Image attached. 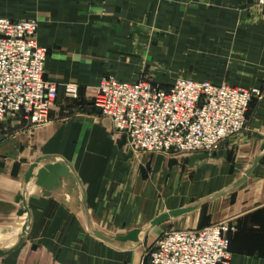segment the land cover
<instances>
[{
    "label": "crops",
    "instance_id": "0c3cea01",
    "mask_svg": "<svg viewBox=\"0 0 264 264\" xmlns=\"http://www.w3.org/2000/svg\"><path fill=\"white\" fill-rule=\"evenodd\" d=\"M0 16L36 18L48 120L0 123V264H140L173 228L231 221L230 264H264V16L255 0H0ZM161 87L190 76L258 87L246 126L211 152H135L91 102L100 78ZM74 83L79 99L66 96ZM66 160L74 187L44 194L25 174L37 157ZM22 192L26 211L18 214ZM192 207L151 224L162 212ZM140 228L137 241L96 236ZM23 229H25L23 231Z\"/></svg>",
    "mask_w": 264,
    "mask_h": 264
},
{
    "label": "built area",
    "instance_id": "2783aa9c",
    "mask_svg": "<svg viewBox=\"0 0 264 264\" xmlns=\"http://www.w3.org/2000/svg\"><path fill=\"white\" fill-rule=\"evenodd\" d=\"M263 9L264 0H255ZM36 18L0 16V119L18 117L30 125L48 120L58 94L57 84L44 78L46 47L37 44ZM67 95L77 86L66 83ZM258 87L220 84L183 76L164 88L137 77L120 79L104 74L98 83L95 105L117 131L124 132L135 152H188L212 149L240 132ZM229 221L194 228H173L160 233L145 251L140 264H230Z\"/></svg>",
    "mask_w": 264,
    "mask_h": 264
},
{
    "label": "water",
    "instance_id": "95a60500",
    "mask_svg": "<svg viewBox=\"0 0 264 264\" xmlns=\"http://www.w3.org/2000/svg\"><path fill=\"white\" fill-rule=\"evenodd\" d=\"M45 158H47L46 155L41 156V157H37L36 160L30 164V166L28 167V170L25 174V179L28 181L30 179V177L33 176L32 182L35 185L40 186L43 189L44 194H48L50 191L61 187L62 186V180H68L67 188L74 187V183H73L74 177L72 175V172L70 171L69 163L66 160L61 159V160H57V161H46V162L42 163L36 169L35 173H33V171L37 167L38 163L40 161H42V159H45ZM15 200L21 202L17 213L21 214V213L25 212L27 210L26 209V201H25V198H24V195L22 194V192H18L15 195ZM191 208L192 207H180V208L171 209V210L166 211V212H162L159 215H157L156 217H154V219L151 220V224L153 225V224L163 220L164 218L168 217L169 215H178V214L183 213V212H185ZM24 230L25 229H23V231ZM92 231L96 236H98L102 239H105L107 241L124 242L126 240L137 241L139 238V232L141 231V229L140 228H132L124 234H117V235L105 234V233H103L97 229H93ZM23 239H24V236L22 234L18 238V241L12 247H10L8 249H0V255H3L5 253L9 252L10 250L16 248L21 243V241Z\"/></svg>",
    "mask_w": 264,
    "mask_h": 264
},
{
    "label": "rangeland",
    "instance_id": "374dc122",
    "mask_svg": "<svg viewBox=\"0 0 264 264\" xmlns=\"http://www.w3.org/2000/svg\"><path fill=\"white\" fill-rule=\"evenodd\" d=\"M66 96H68V97H71V98H73V99H79V93H78V91H77V95L74 97V96H71V95H67L66 94ZM91 102H93L94 103V105H95V97H94V99L91 101ZM18 119H20V118H18V117H5V118H2V119H0V123L2 124V123H7V122H9V121H12V120H18ZM13 122V121H12ZM228 138V137H227ZM226 139V138H225ZM221 143V142H220ZM216 148V147H215ZM215 148H212L213 150L215 149ZM212 149H204V150H202V151H204V152H211V150ZM148 152H150V153H152V154H154V155H157V154H159L160 152H164V151H148ZM169 152V151H168ZM170 152H173V153H181V152H175V151H170ZM142 153V152H141ZM230 223H232L233 225H235L233 222H231V221H229ZM234 229H235V226H234ZM233 229V230H234ZM233 230H231V231H233ZM159 235V234H158ZM158 235H156L155 237H154V240L157 238V236ZM229 237V236H228ZM154 242V241H153ZM153 244V243H152ZM151 244V245H152ZM150 245V246H151Z\"/></svg>",
    "mask_w": 264,
    "mask_h": 264
}]
</instances>
